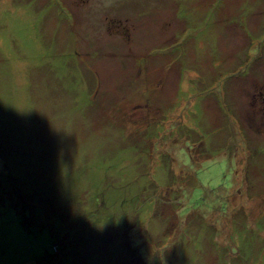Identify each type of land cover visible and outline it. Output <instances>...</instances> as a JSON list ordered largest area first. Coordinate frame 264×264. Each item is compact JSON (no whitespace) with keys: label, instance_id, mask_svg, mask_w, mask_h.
Masks as SVG:
<instances>
[{"label":"rangeland","instance_id":"obj_1","mask_svg":"<svg viewBox=\"0 0 264 264\" xmlns=\"http://www.w3.org/2000/svg\"><path fill=\"white\" fill-rule=\"evenodd\" d=\"M222 1L0 0V264H139L126 239L143 264H264V36L247 70L207 63L232 35L212 16L255 11Z\"/></svg>","mask_w":264,"mask_h":264},{"label":"crops","instance_id":"obj_2","mask_svg":"<svg viewBox=\"0 0 264 264\" xmlns=\"http://www.w3.org/2000/svg\"><path fill=\"white\" fill-rule=\"evenodd\" d=\"M248 1L253 2L255 11H251V12H255V13L252 14L250 12V13L244 15V16L239 17L237 19V22H239V23H237V22H233V23L228 22L224 16H221L219 14L212 16L213 21L216 20V22L214 23L215 26L220 28V30H218V32H217L218 36L222 35V28H225L222 25V21L225 22L226 24L229 23L228 30H229V32L232 33V35L228 38L229 39L228 43L226 45L222 44L217 49L211 51V54L208 57V62L207 63H210V62L214 63L215 66H216V69H220V70H222V68H229L230 69V67L228 65L230 63H235L236 62V64H239L236 68H240V67L243 66V63H247V65H245L243 67V68H245V70H247V68L249 67L250 63L251 64L254 63L256 61L255 59L257 58V56H259L260 52H258V46L253 43V38H254V36L259 35L260 33H262L263 36H264V17L262 19H259V18H257L258 16L254 15V14L260 12L258 10L260 2L256 1V0H248ZM221 3L223 4L222 0H221ZM234 7L235 6L233 4L232 8L230 9V13H237V12H234ZM238 12H239V10H238ZM190 16H192V15H190ZM204 16L205 15H203L201 20L198 19L197 21H195L194 19H192V20L190 19V25H192V22H194V25L197 26V29H200V30H197V32H195V35H205V34H207L210 31L209 28L207 27V25L205 24V27H207L208 30L206 32L200 34L201 33V28H202V25H203L202 22H204V20L206 21V19H207V18L205 19ZM175 18H173V19L175 20ZM260 26H262L261 29H260ZM181 32H185L183 34H185L186 36H190V29L183 28L181 30ZM175 33L178 34V32H176V31H175ZM197 37H195V39L193 40L194 45L196 43ZM247 40L250 41V44H249L247 50L244 52V48H245L246 44H248ZM257 43L259 44L258 39H257ZM178 47H180V46H177V51H178ZM195 47L198 50L199 49L203 50V48H200L199 46H195ZM165 49H167V50H165V52L169 51L168 55L174 56V58L173 57L171 58V62L170 63H178L181 67L184 66V69H181L182 72L185 69H189L190 70V68H188L189 67L188 66L189 63H187L184 60L185 56H184V53H183V49L180 51L179 59H177V57L175 55H173L175 53L176 49L174 51L172 49H169V48H165ZM208 49L209 48H207V47L205 48V51H204L202 57H197V58H195L193 60H190V63H193V65L195 67H199V69L203 70L202 73H203L204 77H203L202 81H205L207 79V72L203 68V66H204L203 58H204L206 50H208ZM155 52L158 53L157 51H155ZM257 53H258V55H257ZM149 57H150V55H149ZM149 57L147 55V59ZM147 59H145L144 62H146ZM240 60L243 61V63H237ZM155 63H158V62H155ZM207 63L205 62V66L208 65ZM212 69L209 68L208 72L209 73L213 72ZM164 71H165V67H164ZM180 77L182 78L183 82L185 81L184 83L181 84L180 90L181 89H185L186 87H188L189 85L192 84L191 79L184 78L182 76V74L180 75ZM242 78H243V74L241 76L234 77L233 78V83H229V85L226 83L229 86L231 92L226 90V84H225V86L223 88L222 95H225V96L228 97L229 103L227 105L230 107L228 110L230 112H231V109L234 110L233 111L234 115L236 117H239V116L242 117L241 121L243 123L246 116H251V115H248V114L251 112L252 107L249 106L245 110V112H243V113H237L240 110V108H241L240 101H242V96L239 93L238 89L235 87V83H237ZM159 91L164 92V90H159ZM243 95L249 97L252 94H246L245 93ZM212 96H214V95L210 94L209 97L207 96L206 98H204L202 100V102L199 103V104H202L205 109H211L210 101H211ZM230 97H232L231 102H230ZM249 98H251V97H249ZM204 102H206V104H203ZM256 110H257V113H258L259 109L257 107H256ZM262 114L264 115V112H262Z\"/></svg>","mask_w":264,"mask_h":264},{"label":"trees","instance_id":"obj_3","mask_svg":"<svg viewBox=\"0 0 264 264\" xmlns=\"http://www.w3.org/2000/svg\"><path fill=\"white\" fill-rule=\"evenodd\" d=\"M118 229L122 230L123 228H118ZM127 234H125L124 236H126ZM65 245H67V243H65ZM144 245L145 244L142 242L136 243L134 240L126 239L124 248H126L127 251L132 252L133 258H135L137 260L136 261L137 263L143 264L146 261L142 255L143 254L142 248ZM53 246H58V248H59L58 253L53 252ZM61 246H62V243L60 241H58V240L54 241V243L52 244V247H51V254L48 255L49 258H48L47 262H53L55 259L59 260L61 258V256H62L61 249L63 250V247H61ZM130 263L133 264V261H131Z\"/></svg>","mask_w":264,"mask_h":264}]
</instances>
